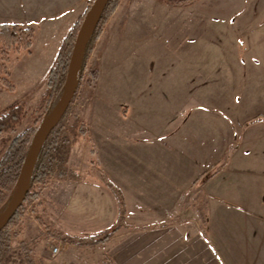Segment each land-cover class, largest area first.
Returning <instances> with one entry per match:
<instances>
[{
    "label": "crops",
    "instance_id": "1",
    "mask_svg": "<svg viewBox=\"0 0 264 264\" xmlns=\"http://www.w3.org/2000/svg\"><path fill=\"white\" fill-rule=\"evenodd\" d=\"M89 1L24 0L13 16L34 27L32 51L57 53ZM121 53L133 59L125 69ZM94 59L84 171L94 160L123 190L127 225L82 246L110 260L82 264H264V7L121 0ZM65 181L63 232L114 226L109 187L89 174ZM201 195L207 222L193 205Z\"/></svg>",
    "mask_w": 264,
    "mask_h": 264
},
{
    "label": "rangeland",
    "instance_id": "2",
    "mask_svg": "<svg viewBox=\"0 0 264 264\" xmlns=\"http://www.w3.org/2000/svg\"><path fill=\"white\" fill-rule=\"evenodd\" d=\"M93 1L94 0L89 1L86 9L81 15L91 6ZM201 1L215 4H233L239 1H247L264 7V0ZM22 2H24V0H0V22L19 24L22 27H32L25 26L21 21L14 20L15 16L13 15L16 5ZM255 12H258V10ZM32 28L34 29V27ZM32 47L30 50L16 51L14 47L5 48L0 46V109L10 104H20L25 110V116L15 131L0 133V159L13 138L26 127L33 126L36 130L33 131L29 137V145L38 127L45 120V108L39 107V105L47 88V75L57 47L55 44H49L44 47V49L48 48L44 52L38 50L32 51ZM90 59L91 56L83 71L80 85L68 112V118L71 123H74L77 117L81 118L85 125H88L89 122L90 99L88 92L90 89L94 88L98 64L95 59L91 62ZM131 60L133 59L130 58L127 53H121V55L116 57L117 63L124 69L130 65ZM3 78L7 79L8 83L14 86V89H10L4 84L2 81ZM122 97L126 98V95ZM85 135L86 134L81 135L78 139L75 138V140H73L74 159L71 164H69L68 159L67 163L71 170L83 175L84 178L86 174L92 175L89 172L94 162V160L91 161L90 169L87 172L84 171L90 160L88 152L90 137ZM77 167L79 170H74ZM65 180L66 179L62 178H53L37 186V195L32 202L25 205V210L18 219L19 225L22 227V232L12 237L11 248L3 264H82L90 257L93 260L97 259L98 263L99 259L102 257L103 260L111 259L108 258L109 255L105 254L107 250L98 247L85 250L82 245L64 238L65 235L85 236L81 234L65 233L63 232V227L57 223V205L62 206L61 196L64 193H68L70 190ZM57 197L61 202H56ZM185 198L187 199V197ZM189 200L190 198H188L187 201L189 202ZM187 201H185L186 205ZM199 203H203V199H199L193 204L198 210ZM3 212L4 208L1 207L0 215ZM55 246H59L60 250L58 254L53 255L52 249ZM29 255L32 257L31 261L29 260Z\"/></svg>",
    "mask_w": 264,
    "mask_h": 264
},
{
    "label": "trees",
    "instance_id": "3",
    "mask_svg": "<svg viewBox=\"0 0 264 264\" xmlns=\"http://www.w3.org/2000/svg\"><path fill=\"white\" fill-rule=\"evenodd\" d=\"M120 1L121 0H109L93 27L91 36L85 46L80 63L77 89L80 85L83 71L87 66V62L89 61V58L94 50L96 42ZM177 1L187 2L193 0ZM89 8L90 7L87 8V10L69 29L65 39L58 48L55 60L48 72L47 88L39 105V107L45 108V119L55 109L64 93L69 62L73 52L74 44L87 17ZM34 36L35 31L32 27H22L19 24L0 22V46L2 47H14L16 51L30 50L33 45ZM2 81L10 89H14V86L9 84L7 79L3 78ZM74 98L62 118L58 121L57 125L51 131L42 145L35 166L30 175L27 186V194L24 202L17 210L15 216L0 232V264H3L8 256V252L11 248L12 237L19 235L22 232V227L19 225L18 219L19 216L24 212L25 205L29 202H32L37 195V186L39 184H44L53 178H62L75 181H81L84 179L83 175L71 170L67 164L71 153L73 140H75V138L78 139L81 135L86 134L89 130L88 125H85L81 118L77 117L74 123L69 121L68 112L74 101ZM24 116L25 110L20 104H10L0 109V133L15 131L17 126L21 124ZM35 130L36 129L33 126H28L19 132L13 138L7 150L0 159V208L3 207L4 210L7 208L18 188L21 170L27 159L35 135L33 136L31 143L28 145L29 137ZM89 173L97 177L113 191L118 199L119 213L114 226L106 231L90 236H64L65 239L82 246L103 244L122 226L127 225L125 220L127 205L123 190L109 178V176L99 167L97 162L94 161L92 163V168ZM202 197V195L199 196L197 200L201 199ZM198 207L201 210L203 221L207 222V208L205 203H199ZM29 260H32L30 255Z\"/></svg>",
    "mask_w": 264,
    "mask_h": 264
},
{
    "label": "water",
    "instance_id": "4",
    "mask_svg": "<svg viewBox=\"0 0 264 264\" xmlns=\"http://www.w3.org/2000/svg\"><path fill=\"white\" fill-rule=\"evenodd\" d=\"M108 2L109 0H94L89 8L87 17L81 27V30L74 44L73 52L69 62L67 81L64 93L55 109L44 120V122L41 123L35 133V137L32 142L29 154L21 170L18 188L14 193L7 208L0 215V232L15 216L17 210L24 202L27 194V186L30 179V175L33 171L42 145L45 139L51 133V131L55 128L58 121L62 118L74 98L78 85V73L80 63L82 60L85 46L91 36V32L97 19L99 18L101 12L104 10Z\"/></svg>",
    "mask_w": 264,
    "mask_h": 264
},
{
    "label": "built area",
    "instance_id": "5",
    "mask_svg": "<svg viewBox=\"0 0 264 264\" xmlns=\"http://www.w3.org/2000/svg\"><path fill=\"white\" fill-rule=\"evenodd\" d=\"M59 250H60V247L59 246L53 247V249H52L53 255L58 254L59 253Z\"/></svg>",
    "mask_w": 264,
    "mask_h": 264
}]
</instances>
